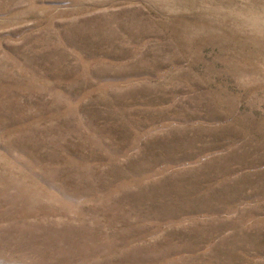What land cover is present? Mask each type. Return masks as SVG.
Masks as SVG:
<instances>
[{"label": "rangeland", "instance_id": "374dc122", "mask_svg": "<svg viewBox=\"0 0 264 264\" xmlns=\"http://www.w3.org/2000/svg\"><path fill=\"white\" fill-rule=\"evenodd\" d=\"M0 264H264V0H0Z\"/></svg>", "mask_w": 264, "mask_h": 264}]
</instances>
